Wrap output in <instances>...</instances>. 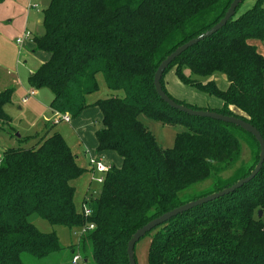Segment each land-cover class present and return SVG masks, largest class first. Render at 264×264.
<instances>
[{"label":"trees","instance_id":"trees-1","mask_svg":"<svg viewBox=\"0 0 264 264\" xmlns=\"http://www.w3.org/2000/svg\"><path fill=\"white\" fill-rule=\"evenodd\" d=\"M231 1L48 0L42 32L32 36L33 49L48 59L27 83L48 89L51 110L71 119L88 107L99 108L96 151L116 152L121 166L109 165L96 194L86 192L78 208L72 182L90 168L79 165L55 123L30 145H22L29 137L14 135L17 145L0 156V264H25L23 254L40 260L65 248L54 232L39 231L28 219L31 214L68 229L93 224L68 247L71 256L64 264H72L75 254L81 257L78 264H128L126 243L136 229L250 173L259 153L250 133L170 108L152 82L160 61L214 25ZM239 5L221 29L177 56L160 82L177 103L239 117L264 139V56L249 42L264 41V0L237 15ZM170 71L180 83L220 99L221 106L201 107L173 97L164 83ZM217 73L225 88L209 78ZM101 90L107 95L94 97ZM11 94L12 89L0 91L2 131L11 125L4 110ZM142 115L181 127L171 147L158 144ZM242 140L248 142L250 158L236 166ZM226 171L232 172L223 176ZM206 181V187L196 188ZM145 235H150L147 264H264V161L248 182Z\"/></svg>","mask_w":264,"mask_h":264},{"label":"rangeland","instance_id":"rangeland-1","mask_svg":"<svg viewBox=\"0 0 264 264\" xmlns=\"http://www.w3.org/2000/svg\"><path fill=\"white\" fill-rule=\"evenodd\" d=\"M40 0H4L0 3V91L4 89H12L11 100L5 104L4 110L10 117L11 125L7 130H0V156L2 151L8 147L17 145L14 135L29 137L28 143L22 142V145L32 144L36 134L43 131L46 125L52 123L56 118L55 113L48 107V99L51 94L46 88L34 89L36 97L29 99L27 103H22L21 98L28 90H31L27 83V76L36 71L40 65V59L45 52L42 50H33L31 43L26 42L23 45L16 44L15 40L20 36L26 27L30 33L36 27V21L41 18ZM255 0H243L240 3L237 15L245 9L251 7ZM33 4H38L33 7ZM37 8V9H36ZM21 37V36H20ZM28 39V38H25ZM24 39V40H25ZM254 44L257 50L264 56V41L249 40ZM171 72V71H170ZM217 73L209 78L214 79L217 84L224 79ZM209 78H200L205 81ZM225 85V84H224ZM193 89V87L187 86ZM221 87L222 84H220ZM194 90V89H193ZM196 92V91H195ZM200 92V91H198ZM205 95L203 92H200ZM196 94V93H195ZM198 94V93H197ZM105 90H101L94 97H105ZM206 96V95H205ZM93 97V98H94ZM187 100L190 104L202 105L206 101L205 97L189 93ZM216 99V98H213ZM211 99H209L210 101ZM185 101V100H184ZM187 101V103H189ZM237 112L236 109H233ZM140 120L153 132L157 142L162 147H171L175 133L181 130L177 125H166L158 121H154L145 116H140ZM101 126V112L97 107H88L84 109L77 117L72 119L71 124L58 121L55 123L54 130L60 132L71 146L72 150L78 155V163L86 169V162L80 157L79 148H85L92 152L99 153L105 159L106 164L110 163L114 167L121 166V158L114 151H96V139L94 131ZM248 142L242 140L241 154L239 163L247 162L250 158V149ZM109 165V164H108ZM232 171H226L223 176H227ZM98 173H95L96 177ZM207 181L198 185L196 188L206 187ZM72 184L75 187V203L80 207V203L88 190L89 194H96L100 184L95 179L90 181V171L86 170L83 174L74 180ZM90 185V186H89ZM29 221L41 232H54L59 243L65 247L63 250L40 260L23 254L25 264H64L70 259L71 253L68 248L71 244H76L79 239V228L68 229L61 225H52L36 214L29 216ZM150 242V235L141 237L134 247L136 264H147L146 256ZM78 247V246H77ZM79 248V247H78ZM77 250L79 251V249ZM81 250V248H80ZM82 253V251H81Z\"/></svg>","mask_w":264,"mask_h":264},{"label":"water","instance_id":"water-1","mask_svg":"<svg viewBox=\"0 0 264 264\" xmlns=\"http://www.w3.org/2000/svg\"><path fill=\"white\" fill-rule=\"evenodd\" d=\"M242 0H232L229 7L225 11L224 15L209 29L203 31L202 33L196 35L195 37L187 40L186 42L182 43L181 45L177 46L173 51H171L164 59L160 61L158 66L156 67V70L153 74V86L155 89L156 94L158 97L166 103L170 108L176 109L180 112L186 113L191 116H198V117H207L213 120L221 121L224 123L233 124L235 126H238L242 130L250 133L253 138L256 140L259 146V153H258V160L255 164L254 168L250 171V173L237 180L232 185L225 187L219 191L213 192L211 194H208L206 196H202L200 198H197L195 200L189 201L187 203H184L180 206H177L169 211H166L159 215L156 218L151 219L141 227L135 230V232L131 235V237L128 239L126 243V254H127V260L128 264H136L135 261V254H134V247L137 241L145 236L146 233L154 229L155 227L163 224L164 222L168 221L170 218L174 217L175 215L187 211L192 207L198 206L202 203L211 201L213 199H216L224 194H227L231 191H233L235 188L241 186L243 183L248 182L250 179H252L256 173L260 170L263 161H264V139L261 135V133L258 131V129L250 124L249 122L233 116V115H226L222 113H218L216 111H209L204 109H193L191 107L185 106L183 104L177 103L175 100L170 98L162 89L160 79L162 77V74L164 70L167 68V66L177 57L179 56L183 51H185L187 48L195 45L199 41L203 40L204 38L212 35L213 33L217 32L219 29H221L227 21L234 15L235 9L237 6L241 3ZM18 136V134H16ZM258 215H261V211H258Z\"/></svg>","mask_w":264,"mask_h":264},{"label":"crops","instance_id":"crops-1","mask_svg":"<svg viewBox=\"0 0 264 264\" xmlns=\"http://www.w3.org/2000/svg\"><path fill=\"white\" fill-rule=\"evenodd\" d=\"M4 1V0H3ZM2 1V2H3ZM2 2H0V3H2ZM47 2H48V0H40L39 1V3H40V11H41V13H42V10L44 9V7H46V5H47ZM35 7H39L38 6V4H36V6ZM36 8V9H37ZM37 23H36V27H35V29L33 30V31H31L29 34H30V37H28V39H25L23 42H22V44L21 45H23V44H25L26 42H28V43H31V47H33L34 45H33V42H32V36H34V35H39V34H41V32H42V26H41V18L39 19V20H37L36 21ZM27 28L26 27H24V30H23V32H22V34L20 35V36H23V34L25 33V32H27ZM20 36H18V37H20ZM17 37V38H18ZM15 42H16V40H15ZM17 44V43H16ZM19 45V44H18ZM20 46V45H19ZM32 51H34V49L32 50ZM48 59V54L47 53H45L44 54V56H42L41 57V59H40V62L42 63V62H44V61H46ZM29 75V74H28ZM28 77V76H27ZM222 79H223V77H222ZM164 83H165V88H166V90L168 91V93L169 94H171L173 97H175V98H177V99H180V100H185V102H187L188 100H187V96H188V94L189 93H191V94H194V95H199V96H202V97H205V99H206V101H203V104L201 105V107H206V106H208V107H211V108H218V107H220L221 106V104H222V102H221V100L220 99H218V98H216V99H213V98H215V97H211V96H208L207 94H205V95H203L202 93H200V92H198L196 89H191V88H188V87H186L184 84H182V83H180L177 79H176V77L174 76V73H173V71H171V72H169L166 76H165V78H164ZM220 84H222V86L223 87H221L220 86ZM220 84H218V86L220 87V88H225L226 86H227V83H226V81H225V79H223L221 82H220ZM225 84V85H224ZM30 89H31V87H30ZM34 90V89H33ZM29 91V90H28ZM28 91L26 92V94L21 98V102L22 103H27L28 101H29V99L30 98H32V97H36V92H35V90H34V95H31V96H29L28 98H27V100L26 101H23V98L28 94ZM196 91V92H195ZM51 93V92H50ZM196 93V94H195ZM198 93V94H197ZM51 98H52V94H50L49 95V99H48V107H49V103H50V100H51ZM209 99H211L210 101H209ZM189 102V101H188ZM190 103V102H189ZM192 104V103H191ZM195 105V104H194ZM197 106H200V105H197ZM50 108V107H49ZM50 110H51V108H50ZM52 111V110H51ZM55 113V112H54ZM63 123H67V124H71L72 123V119L69 121V122H64V121H62ZM97 145V144H96ZM80 157L86 162V165H87V168L89 169V166H88V159H89V157H97V158H100L103 162H105V159H104V157L102 156V155H100L99 153H95V152H92L91 150H89V149H87V148H85V146H83V147H80ZM106 164V163H105ZM109 165H110V163H108ZM107 164V165H108ZM91 176V175H90ZM90 181H91V179H90ZM90 186V185H89ZM88 190H90V189H87V191L86 192H88Z\"/></svg>","mask_w":264,"mask_h":264},{"label":"built area","instance_id":"built-area-1","mask_svg":"<svg viewBox=\"0 0 264 264\" xmlns=\"http://www.w3.org/2000/svg\"><path fill=\"white\" fill-rule=\"evenodd\" d=\"M36 4H33V7H35ZM30 37V34L28 32H25L23 34V36L16 38V43L21 45L22 42L24 41L25 38ZM34 90L31 89L28 91V94L23 98V101H26L27 98L31 95H34ZM55 119L52 121V123H56L58 121H64V122H69L71 120L70 116L67 113L64 114H59V113H55ZM88 166L90 168V179H95L96 182H98L99 184L102 183L103 181V175L104 173L109 169V165L105 164L100 158L97 157H89L88 159ZM95 173H98V175L96 177ZM83 214L85 216H88L90 214V209L84 205L83 207ZM93 228V224H88V225H84L82 227H79L80 229V233L79 236L82 235L84 232H86L87 230H90ZM81 262V257L79 254H75L72 256L71 258V263L72 264H78Z\"/></svg>","mask_w":264,"mask_h":264}]
</instances>
